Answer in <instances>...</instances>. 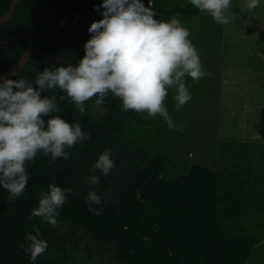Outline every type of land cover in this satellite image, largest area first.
Here are the masks:
<instances>
[{"label": "trees", "instance_id": "1", "mask_svg": "<svg viewBox=\"0 0 264 264\" xmlns=\"http://www.w3.org/2000/svg\"><path fill=\"white\" fill-rule=\"evenodd\" d=\"M11 2L0 0V16ZM143 3L147 6L149 0ZM151 3L156 18L165 21L175 13L184 18L208 16L190 0ZM102 4L103 0H19L11 18L0 25V37L31 32L38 46L65 62L34 53L12 79L34 80L45 67L78 64L85 55L84 44L91 38L90 25L103 18V9L96 10ZM259 34L264 53V28ZM26 45L27 40L21 38L0 46V76L20 59ZM185 79L190 85L191 78ZM42 95L66 96L60 92ZM167 99L165 104L172 107ZM95 100L85 102L82 117L73 102L58 98L60 111L52 115L79 122L90 138L69 149L72 155L68 160L53 163L38 154L20 198L10 201L8 192L0 188V264H33L21 247L33 224H39L49 245L35 264H71L69 244L78 233L109 248L124 264H248L256 249L264 256L260 244L264 240V107L259 123L262 140L220 141L216 169L192 164L169 176L166 158L160 154L161 137L146 128H155L156 117L125 112L119 99L109 94L103 103L106 117L98 119L90 113ZM110 147L117 149V160H131L132 176L114 197L106 195L103 187L108 176L101 175L99 183L92 186L102 199L101 205L95 206L101 214L96 215L86 202L90 186L85 173L89 162ZM49 184L72 189L59 209L58 227L40 218L29 219L40 191L47 190Z\"/></svg>", "mask_w": 264, "mask_h": 264}, {"label": "clouds", "instance_id": "2", "mask_svg": "<svg viewBox=\"0 0 264 264\" xmlns=\"http://www.w3.org/2000/svg\"><path fill=\"white\" fill-rule=\"evenodd\" d=\"M201 13L210 15L221 25L236 20L229 14L231 0H190ZM260 0H248L246 8H257ZM102 19L93 21L88 31L91 38L84 44L85 55L76 65L68 64L50 69L45 67L34 80L27 78L0 80V188L8 199L20 198L29 182V167L40 153L50 158L68 160L77 143L90 138L79 122H68L60 115L59 100L69 99L83 117L85 102L96 97L97 105L105 103L111 94L118 98L125 112L132 110L148 117H162L169 128L174 125L165 105L169 90H174L175 109L180 110L191 100V85L186 77L198 82L208 75L198 50L189 39L190 30L175 17L169 21L157 19L149 0H103L96 10ZM15 75V73H13ZM60 92L65 95H42ZM45 117H50L45 120ZM116 166L111 150H104L92 165L100 175L88 177L87 205L96 215V205L102 199L92 186L107 176ZM72 189L49 184L39 193L37 206L29 219L58 227L59 209ZM26 254L35 264L48 248L39 224L25 233Z\"/></svg>", "mask_w": 264, "mask_h": 264}, {"label": "rangeland", "instance_id": "3", "mask_svg": "<svg viewBox=\"0 0 264 264\" xmlns=\"http://www.w3.org/2000/svg\"><path fill=\"white\" fill-rule=\"evenodd\" d=\"M247 2L231 0L229 14H235L236 20L228 25L216 23L210 15L198 19L196 15L186 18L179 13L174 15L190 30L189 39L197 48L208 75L198 82L191 79V100L178 111L174 90H169L167 101L173 106L165 105L174 125L182 130L169 128L160 116H156L155 128L146 127L155 137L157 134L161 137L160 154L169 166L166 175L178 174L179 168L192 164L216 169L220 141L262 140L259 123L264 107V53L259 33L264 28V0L251 11L246 8ZM90 113L104 119L107 109L93 102ZM110 150L116 166L107 175L103 189L106 195L116 197L121 184L131 179V160L125 157L117 160V149L110 147ZM147 150L152 153L150 147ZM95 161L87 165L86 177L100 175L92 168ZM72 241L69 244L71 264H124L109 248L90 242L82 233L75 234ZM260 244L264 245V240ZM260 251L255 250L248 264H264Z\"/></svg>", "mask_w": 264, "mask_h": 264}, {"label": "water", "instance_id": "4", "mask_svg": "<svg viewBox=\"0 0 264 264\" xmlns=\"http://www.w3.org/2000/svg\"><path fill=\"white\" fill-rule=\"evenodd\" d=\"M18 3H19V0H12L9 9L0 16V25L5 23L11 18V16L14 14L17 8ZM21 38H25L27 40L25 51L23 55L20 57V59L16 61L13 64V66L5 74L0 76V80L6 79V78L12 79L13 77H15L27 65V63L29 62V60L31 59L34 53H37L43 58L48 59V60L57 59L59 61L65 62V59L62 58L60 55L48 52L43 47L38 46L35 43L31 32H18V33L9 35V36L0 37V46L2 44H5L10 41L17 40V39H21ZM13 73H15V75H13Z\"/></svg>", "mask_w": 264, "mask_h": 264}]
</instances>
